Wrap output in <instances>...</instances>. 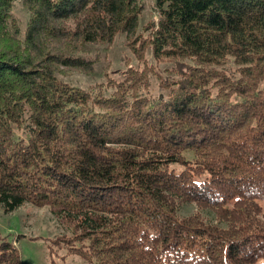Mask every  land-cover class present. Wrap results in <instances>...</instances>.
Segmentation results:
<instances>
[{
  "label": "trees",
  "instance_id": "trees-1",
  "mask_svg": "<svg viewBox=\"0 0 264 264\" xmlns=\"http://www.w3.org/2000/svg\"><path fill=\"white\" fill-rule=\"evenodd\" d=\"M16 1L0 0V209L47 207L85 264L264 262V0H151L142 26L144 0H20L22 32ZM117 36L136 58L117 80L60 78ZM147 52L172 74L158 96ZM0 264H20L4 237Z\"/></svg>",
  "mask_w": 264,
  "mask_h": 264
},
{
  "label": "rangeland",
  "instance_id": "rangeland-1",
  "mask_svg": "<svg viewBox=\"0 0 264 264\" xmlns=\"http://www.w3.org/2000/svg\"><path fill=\"white\" fill-rule=\"evenodd\" d=\"M12 14L22 32L29 14L20 0L14 3ZM154 14L151 0H144L140 25L151 22ZM87 54L93 60L90 73L64 71L59 75L60 78L68 84L86 89L89 86L104 84L108 78L117 80L119 71L125 70L127 65H136V58L125 44L123 36H117L109 45L91 47L90 53ZM145 58L155 70V75L150 78L151 92L158 96L165 92L162 89L165 86L164 81H167V78L170 80L172 74L166 72L167 65L155 66L148 52ZM169 80L166 82L167 88ZM258 205L259 210L253 222L261 223L264 228V201H259ZM192 209L189 207L185 211L188 213ZM65 232L67 231L54 219L47 207L24 204L11 213H4L0 209V237H4L17 248L20 264H85L77 255L68 254L63 247L53 243ZM257 264L264 262L259 260Z\"/></svg>",
  "mask_w": 264,
  "mask_h": 264
}]
</instances>
